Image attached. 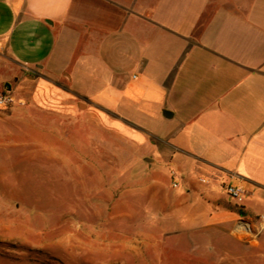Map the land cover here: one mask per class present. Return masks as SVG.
I'll list each match as a JSON object with an SVG mask.
<instances>
[{
	"label": "crops",
	"instance_id": "crops-1",
	"mask_svg": "<svg viewBox=\"0 0 264 264\" xmlns=\"http://www.w3.org/2000/svg\"><path fill=\"white\" fill-rule=\"evenodd\" d=\"M4 88L18 100L0 108V147L53 149L48 125H73L80 98L101 122L141 130L129 137L153 181L207 208L185 218L262 227L264 0H0Z\"/></svg>",
	"mask_w": 264,
	"mask_h": 264
},
{
	"label": "rangeland",
	"instance_id": "rangeland-1",
	"mask_svg": "<svg viewBox=\"0 0 264 264\" xmlns=\"http://www.w3.org/2000/svg\"><path fill=\"white\" fill-rule=\"evenodd\" d=\"M76 101L73 125H48L53 149L0 147V264H264L253 244L262 227L185 218L207 208L181 205L162 176L153 181L147 148L129 137L141 130L103 123Z\"/></svg>",
	"mask_w": 264,
	"mask_h": 264
},
{
	"label": "built area",
	"instance_id": "built-area-1",
	"mask_svg": "<svg viewBox=\"0 0 264 264\" xmlns=\"http://www.w3.org/2000/svg\"><path fill=\"white\" fill-rule=\"evenodd\" d=\"M17 97L14 93L6 88L0 90V108L2 107H11L16 104ZM174 174V173H173ZM175 176V175H174ZM173 185L177 186V180H173ZM228 194L235 198L241 199L244 195V190L240 186L227 185ZM262 228L264 229V215L261 218ZM251 227L247 222H238L235 228L236 232H249Z\"/></svg>",
	"mask_w": 264,
	"mask_h": 264
}]
</instances>
